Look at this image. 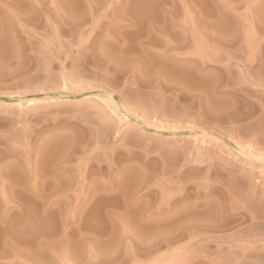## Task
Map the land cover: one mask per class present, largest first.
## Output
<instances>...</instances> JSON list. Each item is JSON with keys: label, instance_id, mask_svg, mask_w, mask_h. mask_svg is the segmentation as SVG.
Segmentation results:
<instances>
[{"label": "rangeland", "instance_id": "1", "mask_svg": "<svg viewBox=\"0 0 264 264\" xmlns=\"http://www.w3.org/2000/svg\"><path fill=\"white\" fill-rule=\"evenodd\" d=\"M0 264H264V0H0Z\"/></svg>", "mask_w": 264, "mask_h": 264}]
</instances>
